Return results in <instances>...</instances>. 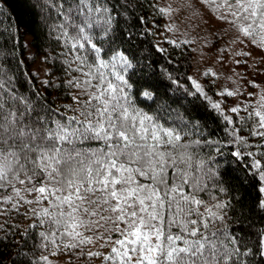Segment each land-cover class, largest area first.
<instances>
[{
  "label": "snow or ice",
  "instance_id": "1",
  "mask_svg": "<svg viewBox=\"0 0 264 264\" xmlns=\"http://www.w3.org/2000/svg\"><path fill=\"white\" fill-rule=\"evenodd\" d=\"M9 5L35 16L57 56L41 55ZM146 5L218 25L202 39L235 66L231 87L212 67L204 83L176 76L162 43L193 41H146L157 35L138 15ZM0 16L11 40L0 44V264L17 234L34 241L22 264H264V0H0ZM25 51L43 67L30 71ZM50 88L71 103L49 101ZM188 96L202 105L173 108ZM17 218L29 221L22 232Z\"/></svg>",
  "mask_w": 264,
  "mask_h": 264
},
{
  "label": "trees",
  "instance_id": "2",
  "mask_svg": "<svg viewBox=\"0 0 264 264\" xmlns=\"http://www.w3.org/2000/svg\"><path fill=\"white\" fill-rule=\"evenodd\" d=\"M154 2L158 3L160 5V0H154ZM11 8V11L13 12V15L15 18L19 21L21 24V32L24 31V26L27 27V29L30 32H34L36 34V48L40 49L41 55L46 54V53H51L54 56H57L58 53L61 51V48L57 46V42L52 39V38H45L44 33H43V26L38 24L35 16H28L25 17L24 15H21L19 13V10L12 7L9 5L6 9L5 12H7ZM151 8L145 6L144 10L138 15H148V27H151L152 24H155L156 27L152 28V31L156 32V36H146L145 40L150 41L151 43H155L157 40L162 38V34L164 32V24H165V17H152L150 15L151 13ZM0 20L3 21V24L0 25V44L4 42L6 38H8V47L11 48V40L9 38V32L4 31V29L8 28L9 25V20L6 18V16H0ZM25 38H29V40H32L33 37L26 36ZM164 41V40H163ZM161 41V42H163ZM151 45L148 44V47ZM162 46L168 49L169 57L173 59L174 63L167 65L170 69H179V71L175 72L174 74L176 76H183V75H190L191 69H192V64H193V50L190 44L188 43H182L180 48H173L171 45L167 43H162ZM36 48L33 49V51H36ZM148 53L146 52L145 55ZM41 55H36L34 57L35 60H40L41 61ZM17 57L20 59H26V64L29 68V70H33L34 66L32 64L31 59H27L28 53L25 51L23 55L17 54ZM157 60L161 63H166L164 60H162L158 54L156 56ZM9 59H14L13 57H9ZM49 67H52L53 73H54V79L56 77H61L62 73L57 71V69L60 67L59 59H57L56 63L54 65H49ZM43 78V77H42ZM59 83V80H57ZM36 87H40V82L39 80H36ZM170 95H175V96H180L182 95V91H177L175 93H169ZM46 95L48 96V100L52 101L55 98L56 104L63 105L66 103H71V98L65 95V90L62 88H50L48 89ZM190 102L195 105H202V101L197 99L194 96H188L186 100H182L179 105H173V108H177L179 111L183 113V110L185 108L190 107ZM187 115V113H184ZM198 115L202 117L203 120H205L209 128L212 129L216 133V137L219 138L224 135L222 129L223 125L221 123L216 122L214 117L209 113L205 112L203 108L201 107ZM164 114H161V120L163 121ZM242 135H247L246 132L241 133ZM255 140H252L250 142L254 143ZM223 159V158H221ZM249 192L252 193L253 196L256 195V193L249 189ZM14 223H17L20 225V231L22 232L23 229L27 226L29 221L27 220H21L17 218ZM257 224H259V219L257 218L256 221ZM9 227L11 224L8 225ZM255 230V229H254ZM3 233L0 232V236H2ZM13 243L11 246L6 250L7 254L5 255V262L6 264H11L12 260H16L17 264H22V262H26V256L24 254H31L30 250H33V239L28 238L25 239L21 235L17 234L14 237H12ZM38 243V241H36ZM18 253L20 255H18ZM66 259V257H64ZM98 262V260L95 261V263Z\"/></svg>",
  "mask_w": 264,
  "mask_h": 264
},
{
  "label": "rangeland",
  "instance_id": "3",
  "mask_svg": "<svg viewBox=\"0 0 264 264\" xmlns=\"http://www.w3.org/2000/svg\"><path fill=\"white\" fill-rule=\"evenodd\" d=\"M180 0H160L161 7H167L169 4L172 5L173 8L179 7ZM187 13L185 11H179L177 13L173 14V17H165V24H164V32L162 34V38L159 39V41L167 39L176 40L177 42L184 41V40H191L193 41L190 44L193 50V64L192 69L190 72V76H193L194 78H197L201 81V83H204L208 78L203 77L201 74L203 71H205L208 67H212L213 71H216L220 74V78L217 80V86L220 84L228 83V86L231 87L230 82H226L224 80V77L227 75H230L231 73L228 71L230 67H235L231 64H221L218 61H216L214 58H210V54L207 53V48L211 47V44L215 43V40L209 36L210 43L205 44L202 37L208 33L209 29H214L218 25L212 24V25H205L204 30L202 31L200 27H195L196 21H190L186 19ZM169 24L175 25L179 30L176 32L166 31V28ZM193 27H195V30H193ZM199 33V35H197ZM29 40V38H25ZM215 49H213V52ZM230 59V58H229ZM36 64L33 65L34 68L37 65L41 64V61L35 60ZM237 71L244 72L243 67H238ZM41 77H43V72H41ZM261 79H264V77H261ZM206 90H208L206 88ZM215 88H212L211 91H209V95H213V92L215 91ZM251 90V89H249ZM213 99H222L221 97L213 96ZM231 103H234L235 101H231ZM256 143V141H254ZM95 264H100V261L96 262Z\"/></svg>",
  "mask_w": 264,
  "mask_h": 264
}]
</instances>
